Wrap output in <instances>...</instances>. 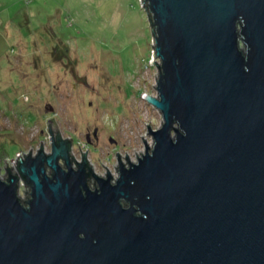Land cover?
Here are the masks:
<instances>
[{"label": "water", "instance_id": "water-1", "mask_svg": "<svg viewBox=\"0 0 264 264\" xmlns=\"http://www.w3.org/2000/svg\"><path fill=\"white\" fill-rule=\"evenodd\" d=\"M141 4L160 61L142 94L163 119L152 149L142 137L128 166L116 152L113 182L87 152L74 168L47 121L51 153L0 178V264H264V0Z\"/></svg>", "mask_w": 264, "mask_h": 264}, {"label": "rangeland", "instance_id": "rangeland-1", "mask_svg": "<svg viewBox=\"0 0 264 264\" xmlns=\"http://www.w3.org/2000/svg\"><path fill=\"white\" fill-rule=\"evenodd\" d=\"M141 2L0 0L2 180L8 163L13 167L31 149L37 154L41 142L51 153L49 120L62 140H72L77 162L87 152L93 173L106 178V166L113 182L119 176L116 152L128 166L126 155L135 163L146 152L142 137L152 149L147 125L157 130L163 119L142 94L157 97L159 68L150 62L160 61ZM21 197L26 199L24 191Z\"/></svg>", "mask_w": 264, "mask_h": 264}, {"label": "built area", "instance_id": "built-area-1", "mask_svg": "<svg viewBox=\"0 0 264 264\" xmlns=\"http://www.w3.org/2000/svg\"><path fill=\"white\" fill-rule=\"evenodd\" d=\"M38 153V152H37ZM32 156L34 155V154H31ZM36 155V154H35ZM25 156H28V155H25ZM22 157V160H25V157H24V155H22L21 156ZM19 158H17L16 160H18ZM73 162V161H72ZM77 163H81V162H77ZM75 163L73 162V165H74ZM75 168V167H74ZM13 169H14V171L12 170V174L13 175H15L16 173H18V170H17V168H16V166H15V164L13 165ZM5 175H6V172H5ZM18 187H19V196L21 197V192H30V188L29 187H27V189H26V182L23 180V178L22 177H20L19 178V182H18ZM21 199L22 200H25V199H23L22 197H21Z\"/></svg>", "mask_w": 264, "mask_h": 264}, {"label": "trees", "instance_id": "trees-1", "mask_svg": "<svg viewBox=\"0 0 264 264\" xmlns=\"http://www.w3.org/2000/svg\"><path fill=\"white\" fill-rule=\"evenodd\" d=\"M60 140H61V139H60ZM56 142L58 143V140H57ZM66 143H67V147H68L69 152H71V149H72V142H70V141H66ZM19 165H20V164L18 163V164H17V169H18V170H19V168H20ZM86 167L88 168V171H89V172H92V171H91V167H90V165L88 164V162H87ZM6 172H7V174H11L12 169H11L10 167L6 168ZM19 172H20V171H19Z\"/></svg>", "mask_w": 264, "mask_h": 264}, {"label": "flooded vegetation", "instance_id": "flooded-vegetation-1", "mask_svg": "<svg viewBox=\"0 0 264 264\" xmlns=\"http://www.w3.org/2000/svg\"><path fill=\"white\" fill-rule=\"evenodd\" d=\"M94 135L97 136V131H96V130H95ZM89 138H90V134H87V139L89 140ZM55 140H56V141H57V140L59 141L60 139H59V137H58V138L55 139ZM69 153H71V152H69ZM70 157H71V156H70ZM62 162H63V161L60 160V163H62ZM63 163H64V162H63ZM61 165H62V164H61ZM48 172L50 173L51 171L49 170ZM91 173H93V172H91ZM10 176H12V173L9 174V177H10ZM91 178H92V177H91Z\"/></svg>", "mask_w": 264, "mask_h": 264}]
</instances>
